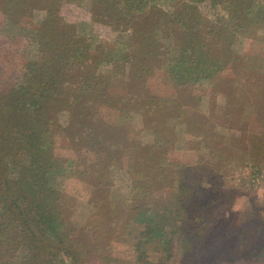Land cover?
Masks as SVG:
<instances>
[{
	"label": "trees",
	"instance_id": "1",
	"mask_svg": "<svg viewBox=\"0 0 264 264\" xmlns=\"http://www.w3.org/2000/svg\"><path fill=\"white\" fill-rule=\"evenodd\" d=\"M37 1H48V6L36 8ZM63 1L6 0L0 24V42L12 44L18 39L44 50L52 44L51 50L68 55L47 61L27 54L16 71L0 69V264H215L214 260L264 264V235L260 234L264 218L260 222L251 206L240 211L235 233L220 236L227 243L222 249L214 248L215 232L196 228L207 221L204 216L192 219L187 206L197 193L196 174L192 168H183L180 184L169 182L162 156L168 153L173 134H178L176 147L181 149L185 134L200 131L203 155L215 149V140L231 144L238 128L229 122L235 111L231 105L238 104L241 96V107L249 111L256 81L264 77V57L239 56L234 45L248 27L264 35V0H89L90 7L102 5L100 15L111 17L108 26L116 35L109 46L86 22L72 25L65 44L46 31L53 18L65 22ZM34 9H45L35 27L22 21ZM95 23L104 24L93 18L90 24ZM89 58L96 63H85ZM54 66L59 68L53 70ZM153 66L166 69L174 85L185 88L182 105L192 103L194 114L183 116L180 105L154 121L157 127L149 133L154 135L152 151L147 152L151 161L139 168L116 170L118 176L133 179L127 192L101 181L93 183L89 200L69 196L64 178L76 173L75 164L54 155L48 115L53 109L62 112L63 123L72 128L88 122V108L94 101L125 112L138 95L124 106L111 103L108 77L127 70L132 79L151 73ZM227 70L234 77L220 100L222 124L217 126L207 114L213 111L214 99L203 98L202 104L198 102L202 97L191 92L197 83L214 86ZM99 91H103L102 99ZM144 103H140L141 111H145ZM137 116L141 119L142 113ZM221 147L222 154L226 151ZM160 150L161 164L156 165L152 155ZM252 150L264 152V134L256 138ZM109 172L101 170V177L109 178ZM161 183L173 186L169 198L156 196ZM106 200L110 201L108 214L94 230L89 228L88 217ZM249 221L259 229L252 230ZM102 241L107 247L102 248ZM124 244L134 249L132 263L111 250ZM221 252L233 257L213 259Z\"/></svg>",
	"mask_w": 264,
	"mask_h": 264
},
{
	"label": "rangeland",
	"instance_id": "2",
	"mask_svg": "<svg viewBox=\"0 0 264 264\" xmlns=\"http://www.w3.org/2000/svg\"><path fill=\"white\" fill-rule=\"evenodd\" d=\"M63 2L62 16L65 22L61 23L62 21H59L57 17L53 18L50 29L46 30L55 39L57 36L64 44L67 43L72 33V25L80 21L86 22L87 26L92 27L104 46L112 45L111 40L116 33L108 26L111 17L105 14L100 15L99 11L102 5L95 3L90 7L89 0H83L80 3H73L69 0ZM37 5L45 8L48 6V1H37L36 8ZM6 6V0H0V24L4 21ZM38 9H34V13L32 12L31 15L23 17L22 21L25 24L33 25V27L37 26L43 16V11H45V9ZM92 17L104 24L95 23L94 26H91ZM241 36L243 38H239L234 45L235 54L264 57V35L255 27H248L241 32ZM51 48L52 44L48 50H44L36 45L19 42L18 39L14 40L12 44L0 42V69L9 71L15 68L16 71V66L19 67L18 65L24 62L23 56L27 54H37L39 58L47 61L54 57L58 59L68 57L64 50H51ZM55 53L56 55H54ZM85 63L95 64L96 60L89 58ZM65 67L76 70L77 65L71 67L69 64H65ZM58 68V66H54L53 70ZM80 73L81 71L78 70L77 74ZM129 76L127 70L120 71L108 77L109 80L106 83L108 84V93L113 99L111 103L124 106L128 104L131 96L138 95L137 99L133 101L134 104L125 112L117 111L109 105L102 104L101 101H94L88 108V122L76 123L72 128L63 123L65 118L62 112H56V109H53L54 111L48 115L52 123L51 128H53L52 149L54 155L64 161L70 159L75 164L76 173H68V176L64 178L69 196H75L80 200H89L94 188L93 183L101 181L107 182L110 186L114 185L115 189L121 188L123 192H127L129 190L127 185L133 184L134 181L129 175L126 178H124V174L118 176L119 173H116V170L139 168L137 166L141 163L150 162L151 155L147 152L152 151L150 142L154 135H149V133H152V128L157 127L154 121L162 120L165 113L176 106H183V98L186 95L185 88H177L166 69L153 66L152 72L149 74L132 77V79ZM233 77L232 70H227L214 86L197 83L192 88V96L202 97L198 102L201 101L204 104L203 98L208 102L210 99H214L215 105L210 108L213 111L212 113L207 112V114L214 117V124L217 126L222 124V115L218 114L219 103L223 94L231 88L229 85ZM256 82L255 89L250 95L252 108L249 111H245L241 107V96H239L238 104L231 105L235 111H232L229 122L238 125L237 131H233L231 140L234 147L231 144L224 145V139L215 140V149L203 155L199 149L202 134L200 131H196L185 134L183 142L185 148L181 149L176 147L179 141L178 134L171 135L170 138L173 141L168 147V153L166 156L162 155L166 159L163 167L169 176V182L179 185L178 179L183 168H192L196 174L197 193L193 199L188 200L187 206L191 210L192 219L204 216L207 221L205 225H198L196 228L201 230L210 228L215 232L216 241L212 243L214 248L225 247L227 241L223 239L220 241L218 239L220 236L235 233L240 211L247 210L251 206L255 209V216L260 222H262L261 218H264V152L257 154L252 150L256 138L264 134V77H259ZM101 92L103 91H99L98 95L99 93L101 95ZM98 98L102 99L103 95ZM115 100L117 101L115 102ZM140 103L145 104V111L140 110ZM54 105L57 107V103L51 104L52 107ZM138 112L142 113L141 119L137 116ZM181 112L183 116L194 114V105L192 103L185 104L181 107ZM159 135L162 134L156 136ZM219 146H222L221 149L226 152L221 154ZM242 151H250V153L246 154ZM161 152L162 150L152 155L156 165L161 164L159 160ZM101 170H111L109 172L111 176L102 178ZM159 186L161 187H159L156 196L165 195L166 198H169L173 186L162 185V183ZM204 204L205 207H203ZM109 210L110 201L106 200L88 217V227L94 230L103 221ZM248 223L252 230L259 229L256 223L250 221ZM259 224L261 225V223ZM260 234L261 237L264 235L263 228ZM106 245V242L102 241V248ZM111 250L115 255L133 262L135 253L131 245L124 244ZM232 257V253H222L215 254L213 259L227 260ZM214 262L219 264L220 260H214Z\"/></svg>",
	"mask_w": 264,
	"mask_h": 264
}]
</instances>
